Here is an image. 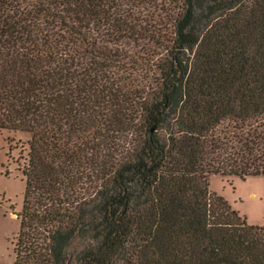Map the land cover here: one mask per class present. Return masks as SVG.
I'll list each match as a JSON object with an SVG mask.
<instances>
[{"label": "trees", "instance_id": "obj_1", "mask_svg": "<svg viewBox=\"0 0 264 264\" xmlns=\"http://www.w3.org/2000/svg\"><path fill=\"white\" fill-rule=\"evenodd\" d=\"M0 128L13 264H264L209 188L264 176V0H0Z\"/></svg>", "mask_w": 264, "mask_h": 264}, {"label": "rangeland", "instance_id": "obj_2", "mask_svg": "<svg viewBox=\"0 0 264 264\" xmlns=\"http://www.w3.org/2000/svg\"><path fill=\"white\" fill-rule=\"evenodd\" d=\"M28 138V132L0 128V264L14 261L24 185L20 156L26 152ZM209 183L210 190L224 196L248 222L264 223V176L242 181L233 175H212Z\"/></svg>", "mask_w": 264, "mask_h": 264}]
</instances>
